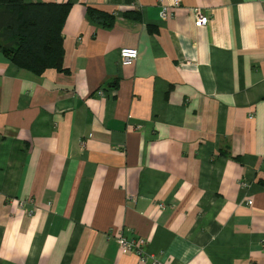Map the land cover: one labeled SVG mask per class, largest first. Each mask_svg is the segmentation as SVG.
Listing matches in <instances>:
<instances>
[{
    "label": "crops",
    "instance_id": "obj_1",
    "mask_svg": "<svg viewBox=\"0 0 264 264\" xmlns=\"http://www.w3.org/2000/svg\"><path fill=\"white\" fill-rule=\"evenodd\" d=\"M25 1L68 71L0 50V264H264V0Z\"/></svg>",
    "mask_w": 264,
    "mask_h": 264
},
{
    "label": "trees",
    "instance_id": "obj_2",
    "mask_svg": "<svg viewBox=\"0 0 264 264\" xmlns=\"http://www.w3.org/2000/svg\"><path fill=\"white\" fill-rule=\"evenodd\" d=\"M68 1L0 0V50L19 67L40 74L47 67L68 71L63 66L61 29ZM88 15L103 24L113 16L94 7Z\"/></svg>",
    "mask_w": 264,
    "mask_h": 264
},
{
    "label": "built area",
    "instance_id": "obj_3",
    "mask_svg": "<svg viewBox=\"0 0 264 264\" xmlns=\"http://www.w3.org/2000/svg\"><path fill=\"white\" fill-rule=\"evenodd\" d=\"M179 4V0H172V2L170 3V5H177ZM173 14V10L170 9L168 10V6L167 5H162L161 7V11H160V17L161 18H167L169 15ZM193 24L194 26H201V25H205L208 21V15L206 13H204L202 11L201 8L199 7H195L193 8ZM138 55V50L136 47L134 46H123L119 49V62L121 64H130L134 61V59L137 57ZM97 93L102 94L103 93V89L100 88L97 90ZM247 203H249L251 200L248 199L246 200ZM21 204H24L25 200H20L19 201ZM117 241L119 243V246L123 249V250H130V251H135L138 254L141 255V259H145V251H143V246H145L147 244V239L143 236H137V237H125L122 233H120L117 236ZM151 264H160V262L158 260L153 259L151 261Z\"/></svg>",
    "mask_w": 264,
    "mask_h": 264
}]
</instances>
